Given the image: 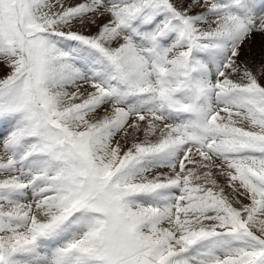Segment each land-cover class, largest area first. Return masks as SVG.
<instances>
[{"label":"snow or ice","instance_id":"1","mask_svg":"<svg viewBox=\"0 0 264 264\" xmlns=\"http://www.w3.org/2000/svg\"><path fill=\"white\" fill-rule=\"evenodd\" d=\"M0 264H264V0H0Z\"/></svg>","mask_w":264,"mask_h":264},{"label":"bare ground","instance_id":"2","mask_svg":"<svg viewBox=\"0 0 264 264\" xmlns=\"http://www.w3.org/2000/svg\"><path fill=\"white\" fill-rule=\"evenodd\" d=\"M261 41L252 42L251 47L253 48V51L258 53L260 49Z\"/></svg>","mask_w":264,"mask_h":264},{"label":"rangeland","instance_id":"3","mask_svg":"<svg viewBox=\"0 0 264 264\" xmlns=\"http://www.w3.org/2000/svg\"><path fill=\"white\" fill-rule=\"evenodd\" d=\"M257 41H260V37H259V36L255 37V39H254L253 42H257ZM252 49H253V48H252Z\"/></svg>","mask_w":264,"mask_h":264}]
</instances>
